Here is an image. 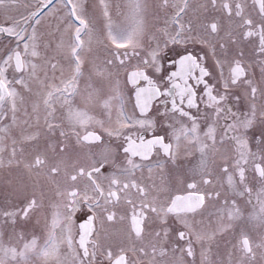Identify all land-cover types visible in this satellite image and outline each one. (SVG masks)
Returning <instances> with one entry per match:
<instances>
[{
  "label": "snow or ice",
  "instance_id": "obj_1",
  "mask_svg": "<svg viewBox=\"0 0 264 264\" xmlns=\"http://www.w3.org/2000/svg\"><path fill=\"white\" fill-rule=\"evenodd\" d=\"M58 2L0 0V264H264V0Z\"/></svg>",
  "mask_w": 264,
  "mask_h": 264
},
{
  "label": "flooded vegetation",
  "instance_id": "obj_2",
  "mask_svg": "<svg viewBox=\"0 0 264 264\" xmlns=\"http://www.w3.org/2000/svg\"><path fill=\"white\" fill-rule=\"evenodd\" d=\"M117 2H119V0H117ZM54 4H59L58 0H54ZM62 7V6H61ZM47 11V10H45ZM114 19H116V16L114 15ZM212 61L211 59L208 60V64L211 65Z\"/></svg>",
  "mask_w": 264,
  "mask_h": 264
},
{
  "label": "rangeland",
  "instance_id": "obj_3",
  "mask_svg": "<svg viewBox=\"0 0 264 264\" xmlns=\"http://www.w3.org/2000/svg\"><path fill=\"white\" fill-rule=\"evenodd\" d=\"M56 5L59 6V7H61V5H59V4H56ZM100 23H102V21H99L98 20V26H99Z\"/></svg>",
  "mask_w": 264,
  "mask_h": 264
}]
</instances>
